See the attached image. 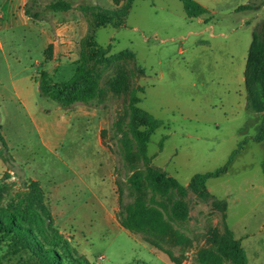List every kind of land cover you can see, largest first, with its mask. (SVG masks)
<instances>
[{
	"label": "rangeland",
	"instance_id": "rangeland-1",
	"mask_svg": "<svg viewBox=\"0 0 264 264\" xmlns=\"http://www.w3.org/2000/svg\"><path fill=\"white\" fill-rule=\"evenodd\" d=\"M49 1L25 3L42 11ZM67 1L71 9L43 10V20L35 21L25 15L22 0H0V135L13 165L0 156V176L10 172L15 188L25 178L38 180L56 228L91 264H177L172 257L192 264L209 244L208 233L225 228L240 241L247 264H264V149L251 139L262 112L246 109L243 84L264 0L243 11L235 8L252 0H195L210 13L194 18L186 16L181 0H133L123 26L96 29L81 7L115 9L126 0ZM56 30L64 31V40ZM90 34L98 45L110 44L107 55L129 50L133 57L98 68L101 101L64 109L39 94L38 74L46 70L55 81L67 79ZM48 43L53 57L45 62ZM120 68L140 98L137 105L162 121L147 144L151 165L184 186L194 174L221 167L247 140L224 174L206 180L207 198L187 191L188 218L171 221L184 244L129 233L116 220L118 189L127 200L131 173L119 129L129 117V92L117 95L107 86ZM175 198L172 193L162 200L167 210ZM20 263L36 264L24 250L0 244V264Z\"/></svg>",
	"mask_w": 264,
	"mask_h": 264
},
{
	"label": "trees",
	"instance_id": "trees-1",
	"mask_svg": "<svg viewBox=\"0 0 264 264\" xmlns=\"http://www.w3.org/2000/svg\"><path fill=\"white\" fill-rule=\"evenodd\" d=\"M132 1L126 0L122 7L115 9L100 6L81 9L89 10L94 29L107 25L117 28L124 25ZM113 2L118 5L119 1ZM181 2L189 18L210 13L195 0ZM71 7L67 0H50L43 6L42 11H37L25 3L24 13L32 20L41 21L43 10L62 12ZM255 8L256 4L252 0L238 5L235 10ZM109 49L110 44L100 46L90 34L81 41L74 70L67 79L55 81L48 71L39 72L36 80L39 94L64 109L71 108L76 103L88 105L101 101L98 68L109 64L113 59L133 57L129 50L118 52L112 57L107 55ZM52 57L53 44L48 43L43 50L44 61L48 62ZM243 84L246 109L262 112L261 125L251 139L261 143L264 149V19L251 32L243 69ZM107 86L117 95L129 92V117L126 122L119 124V129L123 134L122 143L131 173L125 180L127 200L124 199L123 189H118L119 209L116 212V220L129 233L152 235L175 244H184L187 241L186 237L172 226L171 221H185L188 218V204L185 200L187 191L191 190L198 198H207L209 192L206 180L224 174L247 140L244 139L238 144L221 167L194 174L184 186L175 177L151 165V157L147 155V144L153 132L162 125V121L137 105L140 98L135 90L131 89L126 70L118 69L114 77L108 80ZM139 90L143 91L142 88ZM6 148L4 138L0 135V156L12 167V158L5 153ZM137 161L142 162L144 169H137ZM10 178L11 174L8 171L0 176V244L14 250H24L36 264H91L56 228L39 181L25 178L21 186L15 188V183L10 181ZM172 193H175L177 198L171 201L167 210L162 200ZM220 203L226 209V202ZM207 242L209 244L200 248L193 256L192 264H224L225 261L232 264H247L245 250L230 229L225 228L224 233L211 230L207 235ZM151 243L160 248L157 242ZM171 259L177 264L182 261L173 257Z\"/></svg>",
	"mask_w": 264,
	"mask_h": 264
},
{
	"label": "crops",
	"instance_id": "crops-1",
	"mask_svg": "<svg viewBox=\"0 0 264 264\" xmlns=\"http://www.w3.org/2000/svg\"><path fill=\"white\" fill-rule=\"evenodd\" d=\"M25 3V0H22V4H24ZM22 13H23V10H22ZM42 21V20H41ZM56 33H57V35L59 36L58 37V40H64L63 38H62V35H64V31H60V30H56ZM60 35H61V37H60ZM66 35V34H65Z\"/></svg>",
	"mask_w": 264,
	"mask_h": 264
}]
</instances>
